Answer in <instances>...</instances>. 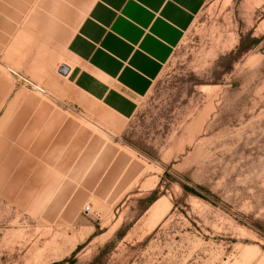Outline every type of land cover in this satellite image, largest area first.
<instances>
[{
	"label": "rangeland",
	"instance_id": "obj_1",
	"mask_svg": "<svg viewBox=\"0 0 264 264\" xmlns=\"http://www.w3.org/2000/svg\"><path fill=\"white\" fill-rule=\"evenodd\" d=\"M46 1L0 0L2 80L42 98L70 23L38 30ZM13 120L0 139V264H264V0H205L134 115L107 126L145 162L117 206L71 225L44 217L56 178L4 138ZM150 197L166 210L152 217Z\"/></svg>",
	"mask_w": 264,
	"mask_h": 264
},
{
	"label": "crops",
	"instance_id": "obj_2",
	"mask_svg": "<svg viewBox=\"0 0 264 264\" xmlns=\"http://www.w3.org/2000/svg\"><path fill=\"white\" fill-rule=\"evenodd\" d=\"M204 2L82 0L69 10L64 0H47L33 16L34 26L61 34L60 19L70 23L61 35L67 60L46 79L43 98L3 82L1 57L8 45L0 41V139L14 116L4 138L55 176L44 217L75 224L87 205L97 215L119 205L143 175L142 156L107 126L134 115ZM155 186H143L146 195Z\"/></svg>",
	"mask_w": 264,
	"mask_h": 264
},
{
	"label": "bare ground",
	"instance_id": "obj_3",
	"mask_svg": "<svg viewBox=\"0 0 264 264\" xmlns=\"http://www.w3.org/2000/svg\"><path fill=\"white\" fill-rule=\"evenodd\" d=\"M63 63H64V62H63ZM63 70H64V69L62 68L61 72H62ZM166 208H167V200H166L165 198H161V199L157 200L156 202H154V203L152 204V206H151V210H150V214H151L152 217H153L154 215H156V214L159 213V212H162V213H163V212L166 210ZM89 226H90V225H89ZM90 228H91V226H90ZM92 228H93V227H92ZM88 232H89V230L83 232L82 236L87 235ZM80 235H81V234H80ZM80 239H81V237H80ZM77 241H78V240H77ZM74 246H75V241H73V243H71V245H70V250L73 249ZM244 253H245V251H244ZM246 253H247V252H246ZM246 253H245V254H246ZM243 255H244V254H243Z\"/></svg>",
	"mask_w": 264,
	"mask_h": 264
},
{
	"label": "trees",
	"instance_id": "obj_4",
	"mask_svg": "<svg viewBox=\"0 0 264 264\" xmlns=\"http://www.w3.org/2000/svg\"><path fill=\"white\" fill-rule=\"evenodd\" d=\"M182 188L184 189V191H186V192H189V193H192V194H194V195H196V196H199V197H201L200 196V194H198L193 188H189V187H186V186H182ZM198 189H202V190H204L202 187H197ZM205 191V190H204ZM78 249V248H77Z\"/></svg>",
	"mask_w": 264,
	"mask_h": 264
},
{
	"label": "built area",
	"instance_id": "obj_5",
	"mask_svg": "<svg viewBox=\"0 0 264 264\" xmlns=\"http://www.w3.org/2000/svg\"><path fill=\"white\" fill-rule=\"evenodd\" d=\"M83 211H84L85 214H89L90 213V207L89 206H85Z\"/></svg>",
	"mask_w": 264,
	"mask_h": 264
},
{
	"label": "water",
	"instance_id": "obj_6",
	"mask_svg": "<svg viewBox=\"0 0 264 264\" xmlns=\"http://www.w3.org/2000/svg\"><path fill=\"white\" fill-rule=\"evenodd\" d=\"M65 68V67H64ZM63 72V71H62Z\"/></svg>",
	"mask_w": 264,
	"mask_h": 264
}]
</instances>
